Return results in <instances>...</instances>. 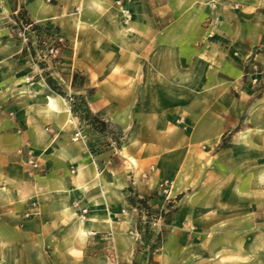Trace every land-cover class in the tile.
I'll list each match as a JSON object with an SVG mask.
<instances>
[{
    "label": "crops",
    "instance_id": "0c3cea01",
    "mask_svg": "<svg viewBox=\"0 0 264 264\" xmlns=\"http://www.w3.org/2000/svg\"><path fill=\"white\" fill-rule=\"evenodd\" d=\"M227 1L242 5L220 10L222 22L201 43L181 20L201 22L215 10L212 0H0V264L201 263L209 238L189 227L233 223L235 198L249 200V192L238 198L226 186L219 196L224 208L209 196L184 201L181 195L162 252L153 256L137 249L129 197L156 205L151 196L164 177L183 194L194 177L189 151L196 129L223 126L214 90L239 73L235 48L247 51L264 40V0ZM17 8L54 23L67 40L56 68L63 93L45 80L25 82L29 56L6 26ZM64 93L123 131L120 143L97 134L100 147L92 153L86 135L74 139L78 118ZM24 144L39 169L17 155ZM242 210L249 226V204Z\"/></svg>",
    "mask_w": 264,
    "mask_h": 264
},
{
    "label": "rangeland",
    "instance_id": "374dc122",
    "mask_svg": "<svg viewBox=\"0 0 264 264\" xmlns=\"http://www.w3.org/2000/svg\"><path fill=\"white\" fill-rule=\"evenodd\" d=\"M184 5L188 8L193 6L191 3ZM241 5L237 1L212 0L210 6L215 10L201 22L197 19H184L180 26L189 28L195 33L193 37L198 35L203 43L222 22L219 11L239 9ZM254 30L255 27L249 28L250 32ZM233 56L234 61L239 63V73L233 79L220 81L214 90L218 94V104L215 107L219 117L223 118V126L217 130L196 129L198 140L189 151L195 158L190 167L194 170V177L189 187L184 189L183 194H175L174 179L164 177L158 181L151 196L156 205L149 203L146 197H129L133 198L129 202L135 213L133 236L137 249L147 250L149 256L162 252L171 216L181 195H184V201L191 197L203 200L209 196L210 202L224 208L219 196L226 186H231L238 198L249 192V200L235 198L231 224L219 223L201 231L189 227L195 233L209 238V242L203 245L205 256L196 261H201L199 264H210L221 259L224 264H259V261L264 264V40L251 44L247 51L235 48ZM104 122L102 130L95 128L88 120L81 124L92 153L100 147L94 143L97 134L109 137L116 144L120 143L123 136V131L113 129L107 121ZM181 128L187 130L185 121ZM106 142L101 141V145H106ZM147 170L154 171L155 166L150 164ZM148 171L140 172V177L143 172H147L144 179H148ZM162 180L168 181L167 196L159 191ZM243 203L249 204V226L245 225L246 222L243 223V214L247 213L242 210ZM243 235L246 236L245 239ZM183 261L177 258L168 264H184ZM131 264H141V261ZM147 264L158 263L149 258Z\"/></svg>",
    "mask_w": 264,
    "mask_h": 264
},
{
    "label": "built area",
    "instance_id": "2783aa9c",
    "mask_svg": "<svg viewBox=\"0 0 264 264\" xmlns=\"http://www.w3.org/2000/svg\"><path fill=\"white\" fill-rule=\"evenodd\" d=\"M6 26L11 34L22 42L23 51L29 56L30 65L29 70L24 75L25 82L31 84L36 80L47 81L51 79L54 85L63 93L58 82L56 68L62 52L68 47V43L59 33L57 26L50 21L40 22L30 19L22 8H17L10 14ZM65 97L69 105V111L78 118L73 138L85 139L81 125L84 120L81 112L75 109L76 96L65 94ZM16 153L26 165L33 169H39L37 157L27 144L18 147ZM141 175L146 178L148 173L143 172ZM159 188L160 193L167 196L169 191L168 181L162 180L159 183ZM108 253L111 260L117 262L118 255L112 238H109Z\"/></svg>",
    "mask_w": 264,
    "mask_h": 264
},
{
    "label": "trees",
    "instance_id": "16d2710c",
    "mask_svg": "<svg viewBox=\"0 0 264 264\" xmlns=\"http://www.w3.org/2000/svg\"><path fill=\"white\" fill-rule=\"evenodd\" d=\"M75 78H76V74L73 77V83L75 81ZM47 83L52 87V89L54 91H56L58 93H61V91L59 90V88L54 85V83H53V81L51 79H48L47 80ZM75 109H78L81 112L82 117H84L85 119H87L88 121H90L91 124L95 128L97 127V128H99V130H102L104 128V126H105L104 120L99 115L91 113L87 109V107H86L83 99H80L78 102L75 103ZM129 200H133V198H130Z\"/></svg>",
    "mask_w": 264,
    "mask_h": 264
}]
</instances>
